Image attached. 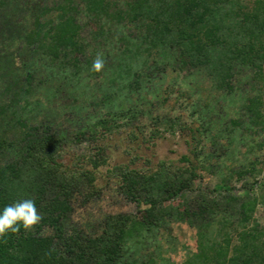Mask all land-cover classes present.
I'll return each instance as SVG.
<instances>
[{"label":"trees","instance_id":"16d2710c","mask_svg":"<svg viewBox=\"0 0 264 264\" xmlns=\"http://www.w3.org/2000/svg\"><path fill=\"white\" fill-rule=\"evenodd\" d=\"M24 5L0 0V40L10 46L21 43L19 50L28 55L22 78L15 54L0 53V210L33 199L43 219L33 231L21 229L6 242L0 240V264H171L161 253L145 250L173 222L197 230V250L188 252L182 264H264V226L255 219L258 207H264V184L255 180L264 158L254 156L232 170L215 187L219 196L187 197L200 179L198 170L217 167L211 159L224 161L233 142L245 146L248 136L264 137V0H255L252 7L245 0H56L52 5L28 0V20L17 21ZM85 28L91 40L84 37ZM91 48L95 52L88 55ZM97 53L105 60L101 72L91 70ZM168 72L178 76L164 93H179V99L184 88L199 84V77L232 98L238 75L261 85L255 94L239 91L238 117L227 123L215 106L188 103L192 122L199 123L193 128L159 108L155 112L153 101L160 108L168 101L162 98ZM101 74L98 88L86 85ZM51 81L76 92L85 87L94 98L91 104L102 107L99 116L82 119L75 135L77 141L91 140L97 151L80 157L76 169L63 161L70 138L59 130L56 117H39L46 108L36 98ZM61 94V88L52 87L45 98L52 103ZM83 110L74 107L77 114ZM146 120L157 127L150 139L160 138L161 123L191 134V155L181 159L186 167L162 163L151 172L114 167L109 177L138 211L107 216L95 232L73 225L75 195L83 193L86 201L97 195L96 173L108 164L102 141L127 128L136 142L148 130ZM217 125L221 128L214 135ZM203 143L212 153L206 155ZM257 148L264 156V138ZM255 150L251 145L249 153ZM235 177L242 190L234 185Z\"/></svg>","mask_w":264,"mask_h":264},{"label":"rangeland","instance_id":"374dc122","mask_svg":"<svg viewBox=\"0 0 264 264\" xmlns=\"http://www.w3.org/2000/svg\"><path fill=\"white\" fill-rule=\"evenodd\" d=\"M54 1L56 0H47V3L52 5V2ZM119 1L124 2L126 0ZM245 1L250 4L251 7L255 2V0ZM22 3L25 4L24 9L23 11L18 12V15L16 16L17 21L28 20V0H22ZM83 35L86 39L91 40L89 28L84 29ZM21 45V43H16L15 46H10L8 42L0 40V53L15 54L16 68L19 69L18 72L23 78L27 72L25 69L26 63L24 64V62L27 61L25 57L28 55L24 53V49L23 51L21 49L19 50ZM93 48L88 50V55H92V53L95 52ZM20 53L22 54L21 56ZM39 73L44 76L46 71L41 70ZM103 76L104 75L101 74L100 77H92L91 80L85 83L88 85V82H90V86L98 88L99 84L104 81ZM177 76V74L168 72V77L162 93V98H168V101L162 106V108L159 107V102L156 103L153 101L154 104L157 105L155 107V112L157 113L159 108V110L164 111V114H167V117L168 115L170 118L179 117L181 118L182 123L186 122V124L191 125L193 128L199 127V123L192 122L193 119L191 117V112L187 110L188 103L198 102L201 105L211 104L215 106L214 111L216 114H221L224 117L223 120L227 123L231 118L234 119L238 117L237 113L241 107V104L237 102L239 101V91L242 90L243 93L248 92L255 94L256 90H258L261 85L256 82L252 83V81L246 77V74H242L241 76L238 75L236 94L233 99L231 96H227L226 93L214 90L213 84L205 77H199V84L193 86V88H184L185 95L182 96L183 98L180 97L179 99L178 97L180 94L178 92V94L173 96L169 95L168 92L164 93L166 88H170L169 85L172 84ZM250 76H252V74H249V77ZM52 87L61 88L62 94L55 101H52V103H48L45 94ZM194 87L200 89L198 93L194 92ZM80 88V92H76L72 86L65 85L63 82L51 81L48 83V86L42 89L41 96L38 94L36 98H41L46 108L41 116L38 115L40 120H43V116L50 118L56 117L54 120H56L59 130L66 132L69 136L70 139L65 149L66 151L63 161L68 167H73L74 169L78 166L80 167V165L76 166V164L80 162V157L88 158L90 154L95 155L97 152L95 150L96 146L91 140L85 139L83 141H77L75 135L82 130L84 120L89 121L91 116H99L102 109L101 106L95 107L91 104L94 98L92 99L93 96H91L92 93L89 92V90L86 91L83 86ZM178 100L181 101L178 102ZM75 106L83 107L84 110L77 114V112L74 111ZM102 117H106V115H102ZM145 122L148 123V130L147 132L144 131V136L140 135L136 142H132L129 139L128 136L131 130L127 128H123L114 135L106 136L105 140L102 141L101 145L106 147L108 164L102 166L100 168L101 171L96 173L97 195L89 201L85 200L83 193L75 195L73 200L74 210L71 214L73 225H76L87 232H91L92 230L95 232L107 216L135 214L138 211L137 204L128 199L117 181L109 177V172L112 171L114 167L131 165L132 168L145 170L146 172L147 170L150 172L156 171L162 163L175 168L186 167V163L181 162V159L184 155H191L188 145V142L191 141V134L189 132L181 131L179 128L175 131H171L169 124L161 123L158 124L159 132L162 133L160 138L153 137V139H150L152 132H154L157 127L154 123L152 124L150 120H146ZM214 128V135H216L218 133L217 130L221 128V126L217 125ZM263 138L264 137L261 134L248 136V141H245L247 145L245 146L233 142V145L230 146V150H232L229 153L230 156L226 157L224 161L218 162L217 160L211 159V164L217 167H209L210 170L207 171L204 169L198 170L200 179L195 182L196 184L194 185L193 191L187 192V197L189 199H194L199 193L219 196V193H215V187L220 184L223 179L231 175L232 170H240L243 166L247 165L250 160L256 157L261 159L264 158V156H262L263 153H260L258 150L259 148H257V145L262 142ZM222 143L224 146L228 145L226 139H222ZM204 145L207 146L205 149L206 155L212 153V147L207 143H203V146ZM251 145L256 147L253 154L249 153ZM128 151L132 152V155L128 154ZM135 156H139V160L134 161V163L132 159ZM206 166H208V164H206ZM262 168V173L255 177V180L260 184H264V165ZM233 183L238 190L243 189V184L238 182L236 177L233 180ZM259 193L260 190L256 189L255 195L258 196ZM255 219L260 225L264 226V207L262 205L258 207ZM147 249L145 250V254L154 253L157 256V254L161 253L163 258L169 261L171 260V264H182L186 260L188 252H196L197 250V230L196 228L191 227L188 223L173 222L169 230L160 231L157 244H149V250Z\"/></svg>","mask_w":264,"mask_h":264},{"label":"clouds","instance_id":"9594fccd","mask_svg":"<svg viewBox=\"0 0 264 264\" xmlns=\"http://www.w3.org/2000/svg\"><path fill=\"white\" fill-rule=\"evenodd\" d=\"M104 66L103 54L97 53L91 70L101 72ZM42 219L33 199L17 200L5 205L0 210V240L6 242L10 233L18 234L21 229L25 232L33 231Z\"/></svg>","mask_w":264,"mask_h":264}]
</instances>
